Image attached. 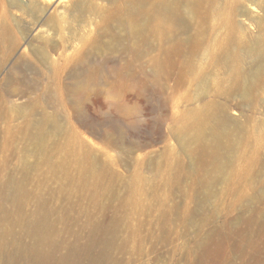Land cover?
Listing matches in <instances>:
<instances>
[{
  "label": "rangeland",
  "instance_id": "rangeland-1",
  "mask_svg": "<svg viewBox=\"0 0 264 264\" xmlns=\"http://www.w3.org/2000/svg\"><path fill=\"white\" fill-rule=\"evenodd\" d=\"M80 1L52 0L34 26L37 15L0 0V19L6 12L11 28L8 48L0 28V181L13 174L23 182L29 213L40 193L50 199L57 230L51 238L62 253L95 229L92 250L104 252L100 264H264V91L259 104L244 103L224 60L203 55L207 49L217 55L228 42L230 22L256 35L264 11L252 12L247 0H191L186 23L164 37L167 46L176 45L179 69L159 78L158 0H138L140 14L127 10L137 0H91L101 12L85 13L84 22L73 6ZM186 1H180L182 13ZM71 27L78 36H70ZM39 36L58 43L47 45L51 64L32 51L43 46ZM187 61L203 63L210 75L201 96L200 81L181 77ZM89 63L104 65L107 81L76 84L71 74ZM221 105L242 126L224 136L217 160L199 151L195 122ZM43 114L60 126L48 127L47 156L30 136L36 131L30 123ZM216 164L222 175L209 184ZM15 230L19 235L23 226Z\"/></svg>",
  "mask_w": 264,
  "mask_h": 264
},
{
  "label": "bare ground",
  "instance_id": "bare-ground-1",
  "mask_svg": "<svg viewBox=\"0 0 264 264\" xmlns=\"http://www.w3.org/2000/svg\"><path fill=\"white\" fill-rule=\"evenodd\" d=\"M51 1L52 0H48V5L43 6L41 3V5H39L32 0H25L24 2L22 0H10V7L13 9L17 8L24 13H33L37 15V19L35 18L36 20L33 23V25L36 26V23H38L40 20L39 18L41 15L50 8ZM180 1L181 0H158L156 4L155 13L159 19V36L161 39L159 57L155 61L154 72L159 78L167 76L169 77L173 74L174 70L177 71L176 69H179L175 67L177 66L176 59L174 62L176 45L167 46V41L164 37L166 33H172L175 30L176 24L186 23L187 19H185V17L190 15V13L193 11L192 1L187 0L185 3L184 13H182L179 9ZM247 1L249 3L247 6L252 12H256L257 9L264 11V0ZM91 3V0H81L80 2H75L73 4V6L80 10V12H83V14L80 15L83 22L84 20L86 21L84 17L85 13L97 15L100 11L97 6L92 5L94 3ZM120 9L123 8L121 7ZM127 10L131 14H140L143 11V7L137 0L135 2V6L130 8L127 7ZM10 12H12V10H10ZM8 16L9 15H7L5 12L2 18L3 20L0 19V28L2 30L3 38L2 43L3 45H5V43L6 45L8 44L6 46L7 48L11 44V28L7 22ZM51 17L52 18L49 20L50 24L53 23V28L55 26L58 28V17ZM261 21L262 20H259L258 23V33L256 32L257 34L254 36H246V34H243V32L246 33V31H243L242 28H239L242 32H236V30L238 31L239 29H236L235 25H233V22H230V24L233 26V32H231L232 34L229 35V38L226 37L227 40L229 39L228 42L222 43L221 45L219 44L218 49L220 48V51L217 52V55L211 54L208 49V52L203 54L205 57H212L213 60L218 59V63H221L222 60H224V68L226 66L228 71H230L231 75L233 76L232 83L230 82L232 84L233 92L239 93L242 96L244 103L259 104L257 99L260 98L259 95H262V92L264 91V33L262 32L263 30L261 28V25L264 24H261ZM31 26L29 29L30 31L33 30ZM70 33L72 38L74 35H77L72 27L70 28ZM39 37H41L39 39L43 46L40 45L39 42V46L37 45L34 47L32 51L42 64H51L53 59L50 53L51 51L48 52L49 49L47 50L46 48L51 46L50 48L55 49L57 48L58 43L51 41L50 38L48 39L47 37ZM72 38L69 39V41L72 40L73 42L75 39H77L75 38L73 40ZM208 43L201 42L200 45L207 46ZM49 44L50 46H47ZM44 45H46V47ZM225 47L227 48L226 50H224ZM242 62L245 64V66L241 65ZM183 63H185V70L179 71H181L180 74H185L181 75V77L185 78L186 81L183 79L182 80L187 84L192 83V81L195 80L197 82L200 81L198 83L200 91L199 96L206 93L208 88L207 79L210 77V75L209 73L207 74V71H205L206 67L203 65V63H192L188 61ZM26 66L24 64V67ZM103 66L104 65L100 66L89 63L88 67L76 70L72 74L70 73L71 78L76 84H79L80 86L98 85L104 80L107 81V76H109V74L107 75L103 72ZM172 69L174 70L172 71ZM178 72L177 74H179ZM181 77L179 78L180 80ZM179 79L176 80L179 81ZM220 86H216V88H220ZM30 124L36 128V131L31 132L30 134L31 139L34 143L41 145V147L38 149V154L44 156L48 153L47 141H49L48 139L50 136L48 127L51 126L52 128L58 130V128L60 129V126L59 124L57 126L55 120H52V118L47 114H43L39 120H36ZM195 125L198 129L195 139L200 143L199 151L206 153L209 152V154H212L217 160H220L223 156L222 149L224 136L230 135L235 127L237 128L238 126H242L239 124L236 118L234 119L233 117H230L227 107L223 105L217 106L211 112L205 113L204 116L197 117ZM53 132L56 133L55 130ZM56 134H58V131ZM1 165L0 178L3 177L2 173L4 172ZM87 168L89 169V173L91 171L93 173V165L88 164ZM24 171V176L29 177L30 169L27 167V169ZM222 172V166L218 164L214 165L213 173L211 174V178L208 181L209 184L215 182L217 178L222 175ZM89 173L87 172V174ZM92 190L93 189H91V192ZM262 194H264V192H262ZM29 195L30 191L24 188L23 182H17L13 174L6 175V178L0 181V264H100V260L104 259V252L101 251L97 254L92 250L94 248L93 241L95 229H91V231L88 232V239L85 243H80L79 241L70 242L66 245V251L62 253L61 250L63 245L59 242H56L54 238L57 234V230L51 221V214L53 213V210H51L48 206L50 205V199L40 193L37 198L38 207L34 209L33 212L29 213V204L27 203V197ZM88 219L91 223H93L92 217H88ZM17 225L23 226V231L19 235L15 230ZM52 234L54 237L51 238ZM27 236L30 237L29 240L27 239Z\"/></svg>",
  "mask_w": 264,
  "mask_h": 264
}]
</instances>
